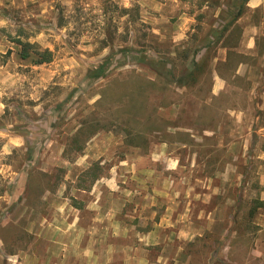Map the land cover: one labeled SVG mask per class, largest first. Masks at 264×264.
<instances>
[{
    "label": "rangeland",
    "instance_id": "rangeland-1",
    "mask_svg": "<svg viewBox=\"0 0 264 264\" xmlns=\"http://www.w3.org/2000/svg\"><path fill=\"white\" fill-rule=\"evenodd\" d=\"M234 1L0 0V264L31 240L33 211L49 218L64 196L94 199L71 186L99 178L112 186L95 200L119 199L121 220L139 227V260L264 264V81L254 93L236 81L210 106L201 96L209 86L210 103L212 80L186 91L139 62L183 73L191 59L180 53L198 49ZM18 39L52 61L22 59ZM107 58L106 77L89 80ZM228 108L241 118L227 121Z\"/></svg>",
    "mask_w": 264,
    "mask_h": 264
},
{
    "label": "crops",
    "instance_id": "crops-1",
    "mask_svg": "<svg viewBox=\"0 0 264 264\" xmlns=\"http://www.w3.org/2000/svg\"><path fill=\"white\" fill-rule=\"evenodd\" d=\"M247 7L251 10L264 11V0H249ZM262 24H250L243 29L242 41L237 49L239 53L245 56L255 55V41L261 30H264V24ZM225 58L226 50L219 48L213 65L217 61H224ZM263 70L264 55L256 65L240 64L236 74L247 80L249 92L253 89L252 93H254L259 91L264 81ZM212 76L211 97L228 94L227 88L230 84L227 80L221 78L215 70ZM261 93H264V90ZM227 113V121H237L242 114L236 108H228ZM217 138L218 143L220 137ZM107 186L109 188L112 185L107 184ZM107 186L100 182V178L88 187L71 186L78 192H90L95 195V198L83 200L74 195L64 196L65 200L55 201L54 205L49 207L51 213L49 218L41 215L40 218L36 217L38 212L33 211L31 215L33 223H29L32 225L26 229L32 238L24 248L7 255L11 262L16 261L14 264H147V256L144 255L139 260L138 246L132 243L139 234L137 223H133V226L128 220L124 218L121 220L125 203L119 204L117 199V202L107 204L110 208L108 209L106 203L95 200L97 196L95 193ZM43 200H47L46 197ZM84 213L90 214L86 224L82 221ZM36 219L42 220L37 231H35ZM138 219L142 221L141 218Z\"/></svg>",
    "mask_w": 264,
    "mask_h": 264
},
{
    "label": "trees",
    "instance_id": "trees-1",
    "mask_svg": "<svg viewBox=\"0 0 264 264\" xmlns=\"http://www.w3.org/2000/svg\"><path fill=\"white\" fill-rule=\"evenodd\" d=\"M248 2L249 0H235L232 5L237 9L235 12L228 13L227 16H224L221 13L216 19L219 22H216L218 25L215 27V25L213 26L212 23L204 39H198V37L194 39L196 43L201 44L198 49H196L194 52H192L191 49H186L183 51V53H180L179 58H181L183 61H188L191 59L190 67L188 69H184L183 73L179 75L175 73L176 65L175 63H172V61L169 62L164 59H157L155 60V63L154 61L150 62L145 59H140L139 62L155 71L159 79H161L163 82L174 85L178 89H184L186 91L195 88H197L199 91L202 90V86H204L205 83L211 82L214 70L221 78L227 80L229 84H234L236 81H244V77H239L236 74L238 66L242 63L256 65L258 60L264 55V36L257 37L255 41V55L245 56L237 51V49L240 47L243 33V28L240 26L239 21L248 9ZM253 13L254 18L257 19L254 21V24H264V21L262 22L261 20L262 10L255 9ZM17 44L21 47L20 56L22 59H29L35 56V64L37 65L52 61L53 55L49 50H45L44 52L38 51L35 49L34 44L23 42L20 39H18ZM219 48L226 50V58L224 61H217L216 64L213 65V61L217 57V50ZM201 52L203 55L199 56V53ZM110 64L111 58H107L105 61H102L97 66L89 69L87 78L89 80L105 78L107 75L106 71L110 67ZM168 65L170 66L168 67ZM143 82L147 83L146 81ZM205 89L204 95L201 96V99L204 105L208 104L212 106V102L216 101L218 97H211L210 103H207V93L210 91L209 86ZM210 106H207V108ZM204 108H206V106H204ZM210 126L214 125L209 123L208 127ZM179 135L188 139L190 138V142L193 140L191 139L192 137L190 134L179 133ZM188 139L183 141L187 143ZM42 175L44 176L45 174Z\"/></svg>",
    "mask_w": 264,
    "mask_h": 264
}]
</instances>
